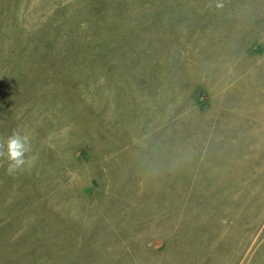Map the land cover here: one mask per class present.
Returning a JSON list of instances; mask_svg holds the SVG:
<instances>
[{
    "label": "rangeland",
    "instance_id": "374dc122",
    "mask_svg": "<svg viewBox=\"0 0 264 264\" xmlns=\"http://www.w3.org/2000/svg\"><path fill=\"white\" fill-rule=\"evenodd\" d=\"M13 130L0 264H264V0H0Z\"/></svg>",
    "mask_w": 264,
    "mask_h": 264
},
{
    "label": "clouds",
    "instance_id": "9594fccd",
    "mask_svg": "<svg viewBox=\"0 0 264 264\" xmlns=\"http://www.w3.org/2000/svg\"><path fill=\"white\" fill-rule=\"evenodd\" d=\"M222 7V5H217ZM32 152L31 138L21 130H13L6 138H0V166L6 163V172L14 175L22 172Z\"/></svg>",
    "mask_w": 264,
    "mask_h": 264
}]
</instances>
